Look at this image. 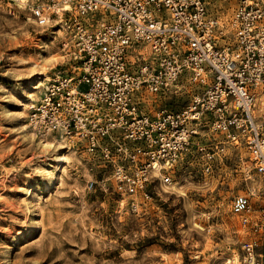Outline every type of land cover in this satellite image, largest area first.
<instances>
[{
    "label": "built area",
    "instance_id": "1",
    "mask_svg": "<svg viewBox=\"0 0 264 264\" xmlns=\"http://www.w3.org/2000/svg\"><path fill=\"white\" fill-rule=\"evenodd\" d=\"M48 0L73 71L56 72L29 108L33 132L80 148L87 192L111 187L137 207L182 168L212 171L228 145L245 149L259 186L230 211L252 237L236 264H264V0ZM185 94L183 105H172Z\"/></svg>",
    "mask_w": 264,
    "mask_h": 264
},
{
    "label": "rangeland",
    "instance_id": "2",
    "mask_svg": "<svg viewBox=\"0 0 264 264\" xmlns=\"http://www.w3.org/2000/svg\"><path fill=\"white\" fill-rule=\"evenodd\" d=\"M210 1L230 19L233 0ZM46 3L0 0V264H236L253 235L231 213V198L259 186L244 148L226 146L209 173L182 168L134 210L111 187L85 190L93 170L80 148L67 145L75 153L56 170L53 151L22 126L47 81L75 66L57 16L46 25L33 18Z\"/></svg>",
    "mask_w": 264,
    "mask_h": 264
},
{
    "label": "bare ground",
    "instance_id": "3",
    "mask_svg": "<svg viewBox=\"0 0 264 264\" xmlns=\"http://www.w3.org/2000/svg\"><path fill=\"white\" fill-rule=\"evenodd\" d=\"M25 1L27 0H19V3L21 2L22 4L25 3ZM50 21V20H49ZM59 32H61V30H58ZM47 79V78H46ZM44 91V89H43ZM43 91L42 93L40 94V96L36 99H40L42 94H43ZM258 104L259 106H262L263 107V103H264V100H263V97H260L258 98ZM33 103H31L29 105V107H31ZM28 107V108H29ZM25 109V108H24ZM262 110V109H261ZM262 113H263V110H262ZM28 114V113H27ZM29 115V114H28ZM27 117V116H26ZM24 128H27L29 125L27 123H24L22 125ZM32 135V137L34 138L35 136L36 137H39V145L46 151H53V154L50 156V161H55L56 162V165H55V169L56 170H60V169H63L64 168V165L66 164L67 162V153H70V152H74L73 149L71 147L72 144H69L68 142H65V140L63 138H61L60 136L58 135H50V134H44L42 136H37L35 133H30ZM52 137V138H50ZM63 142L66 144H63ZM68 146H71V147H67ZM65 147H67L66 150H63ZM74 150H75V147H73ZM75 153V152H74ZM72 153V154H74ZM70 157V156H69ZM42 171L44 173H47V175H49L51 178L53 177L52 174L50 173V170L47 168V167H43L42 168ZM254 180V179H253Z\"/></svg>",
    "mask_w": 264,
    "mask_h": 264
}]
</instances>
